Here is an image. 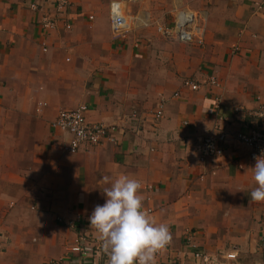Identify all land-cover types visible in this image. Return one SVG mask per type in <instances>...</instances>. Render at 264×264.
<instances>
[{
	"label": "crops",
	"instance_id": "1",
	"mask_svg": "<svg viewBox=\"0 0 264 264\" xmlns=\"http://www.w3.org/2000/svg\"><path fill=\"white\" fill-rule=\"evenodd\" d=\"M111 1L140 19L121 42L110 32ZM256 1L70 0L57 14L48 0H0V264L62 257L76 233L65 222L76 217L97 233L89 216L121 175L140 182L149 219L169 227L155 264H205L194 250L207 264H264V202L250 198L255 162L235 140L262 127L254 112L264 103V2ZM181 12L204 20L202 46L156 32ZM79 106L89 123L115 128L116 142L65 153L68 137L51 123ZM220 132L223 155L198 162V140Z\"/></svg>",
	"mask_w": 264,
	"mask_h": 264
},
{
	"label": "built area",
	"instance_id": "2",
	"mask_svg": "<svg viewBox=\"0 0 264 264\" xmlns=\"http://www.w3.org/2000/svg\"><path fill=\"white\" fill-rule=\"evenodd\" d=\"M48 1L54 7L57 14L64 12L70 4V0ZM263 2L264 0H257L254 5L259 9ZM30 9L36 10L37 6L31 4ZM109 18L112 39L119 42L125 40L127 35L135 30L140 22L138 16L125 12L120 1H111L109 3ZM55 22L56 17L51 20H44L43 26L45 29H53ZM66 28H69V25H66ZM155 30L163 38L177 40L183 44L194 46H202L206 35L204 20L201 19L200 15L192 12L178 13L171 24H157L155 25ZM43 51H46L45 47ZM209 83L215 85V80L210 78ZM183 86L190 88L192 91H196L199 88L197 84L188 80L183 82ZM215 106H219V101H216ZM87 110L86 106H79L72 110H61L51 123L53 130L68 137V141L63 147V151L67 154H75L83 145L98 146L104 142H116L112 135L115 128L107 127L103 124L89 123L85 116ZM135 116L134 113L133 117ZM162 116L163 101H160L153 112V118L158 121ZM254 116L261 121L262 127L260 130L235 134V140L248 149V158L253 162H255L254 157L264 155V103H260L258 109L254 112ZM224 141V132H220L217 136H205L199 139L195 146L198 162L201 163L208 158L222 156L223 148L221 144ZM56 221L60 222L61 220L57 218ZM65 224L70 230H75L76 232L72 246L66 250V253L62 257L49 260L46 264H100L101 260L106 261L108 264V254L102 246L98 233L88 231L81 223L80 217L65 222ZM191 240V234H188L186 243L189 247L193 248ZM164 248H168V244ZM193 256L196 260L202 261L205 264L210 262L209 257L199 250H194ZM226 258L235 261L236 255L230 254Z\"/></svg>",
	"mask_w": 264,
	"mask_h": 264
},
{
	"label": "clouds",
	"instance_id": "3",
	"mask_svg": "<svg viewBox=\"0 0 264 264\" xmlns=\"http://www.w3.org/2000/svg\"><path fill=\"white\" fill-rule=\"evenodd\" d=\"M254 159L255 187L250 198L264 202V155ZM140 187L138 180L119 176L103 190V204L96 205L89 216L108 254V264H155V254L170 240L168 225L153 223L143 211Z\"/></svg>",
	"mask_w": 264,
	"mask_h": 264
}]
</instances>
